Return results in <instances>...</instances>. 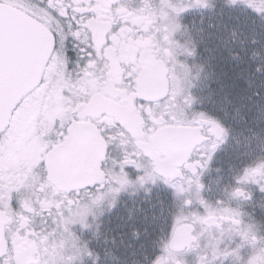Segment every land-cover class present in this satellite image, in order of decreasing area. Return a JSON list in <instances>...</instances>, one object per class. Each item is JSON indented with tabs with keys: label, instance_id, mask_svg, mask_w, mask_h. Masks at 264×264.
Segmentation results:
<instances>
[{
	"label": "snow or ice",
	"instance_id": "obj_1",
	"mask_svg": "<svg viewBox=\"0 0 264 264\" xmlns=\"http://www.w3.org/2000/svg\"><path fill=\"white\" fill-rule=\"evenodd\" d=\"M260 249L264 0H0V264Z\"/></svg>",
	"mask_w": 264,
	"mask_h": 264
},
{
	"label": "flooded vegetation",
	"instance_id": "obj_2",
	"mask_svg": "<svg viewBox=\"0 0 264 264\" xmlns=\"http://www.w3.org/2000/svg\"><path fill=\"white\" fill-rule=\"evenodd\" d=\"M252 182H255V178H251ZM245 183H249V181H245ZM224 209L226 212H233L235 210H239L240 212L244 213L245 216H247L250 212L253 211L252 207L250 205H247L241 200L240 202L236 201H226ZM225 220H232L233 224H237L239 222V218L233 219L231 216L225 217ZM171 223V221H170ZM225 236H227V229L225 231ZM185 239V234L183 235V240ZM246 255H248L246 253ZM186 258L191 261L193 256L192 253H188ZM240 259L239 251L236 252V255L233 258L232 264H238V261ZM173 264H181L182 258L180 260H177L176 257H172ZM249 262L250 264H264V249H260L256 251L253 254L249 255Z\"/></svg>",
	"mask_w": 264,
	"mask_h": 264
},
{
	"label": "water",
	"instance_id": "obj_3",
	"mask_svg": "<svg viewBox=\"0 0 264 264\" xmlns=\"http://www.w3.org/2000/svg\"><path fill=\"white\" fill-rule=\"evenodd\" d=\"M183 233H181L179 236H178V242H182L183 241Z\"/></svg>",
	"mask_w": 264,
	"mask_h": 264
},
{
	"label": "rangeland",
	"instance_id": "obj_4",
	"mask_svg": "<svg viewBox=\"0 0 264 264\" xmlns=\"http://www.w3.org/2000/svg\"><path fill=\"white\" fill-rule=\"evenodd\" d=\"M159 250H160V249L158 248V249H157V252H159Z\"/></svg>",
	"mask_w": 264,
	"mask_h": 264
}]
</instances>
